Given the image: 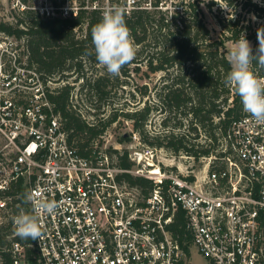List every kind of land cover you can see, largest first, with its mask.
<instances>
[{
    "label": "built area",
    "instance_id": "2783aa9c",
    "mask_svg": "<svg viewBox=\"0 0 264 264\" xmlns=\"http://www.w3.org/2000/svg\"><path fill=\"white\" fill-rule=\"evenodd\" d=\"M9 2L16 13L57 11L51 0ZM58 10L66 17L77 6ZM17 80L15 73L4 82L12 88ZM31 89L26 100L0 93V229L9 232L0 264L7 253L10 264H192L195 252L204 264H264V124L246 112L234 119L199 170L163 164L134 134L129 169L103 148L105 135L82 156L43 83ZM127 175L150 186H134ZM38 191L59 207L43 218L40 239L23 240L13 218L31 211L25 195Z\"/></svg>",
    "mask_w": 264,
    "mask_h": 264
},
{
    "label": "trees",
    "instance_id": "16d2710c",
    "mask_svg": "<svg viewBox=\"0 0 264 264\" xmlns=\"http://www.w3.org/2000/svg\"><path fill=\"white\" fill-rule=\"evenodd\" d=\"M51 1L57 8L55 16L43 17L29 10L15 24L0 20V33L25 42L28 69L41 79L53 114L60 118L69 143L82 156H90L95 143L122 117L133 123L144 146L200 162L215 153L220 137L234 119L244 114L241 98L224 83L231 68L226 44L244 34L254 42L255 52L257 31L252 33L250 25L241 26L240 18L217 14L223 32L221 37L212 38L205 21V8L213 12L218 5L215 0H133L132 4L130 0ZM222 1L235 12L245 10L264 19V0ZM67 2L76 4L77 11L64 17L58 8ZM113 6L125 10L126 24L137 46L136 56L122 67L119 76L108 74L105 68L88 75L89 71L103 67L96 60L91 29L101 21L103 9ZM159 73L162 77L153 88L145 81L133 89L143 99L147 98L143 106L136 104L134 110L112 106L110 100L115 87L126 85L133 74L150 80ZM74 76L75 83L81 81L80 94L99 103L93 114L98 120H88L74 105L75 86L69 82ZM56 78L64 84L54 89L48 87V82ZM106 106H112L109 114L103 110ZM154 113L166 114L161 123L168 133L149 130ZM202 133L208 140L204 144L198 142ZM131 135H123L121 141L130 140ZM108 152L116 154L118 166L133 167L127 150ZM125 179L134 186H150L144 178L127 175ZM8 235L6 229H0L1 247L8 244ZM4 256L6 264H10V254Z\"/></svg>",
    "mask_w": 264,
    "mask_h": 264
},
{
    "label": "rangeland",
    "instance_id": "374dc122",
    "mask_svg": "<svg viewBox=\"0 0 264 264\" xmlns=\"http://www.w3.org/2000/svg\"><path fill=\"white\" fill-rule=\"evenodd\" d=\"M37 4H38V0ZM210 1V0H207ZM218 2L213 9V12H210L207 8H205V21L207 26L211 31L212 38H219L222 36V27L220 26L216 15L219 14L224 16V18H240L241 19V26H251L252 33L256 32L257 29L262 27L264 19H259L253 14H248L245 10H239L235 12L234 10L229 9L225 6L222 0H215ZM258 1L259 0H255ZM132 4V0L129 2ZM65 6L71 10L73 8L72 4L67 2ZM23 17V13H16L11 10L9 0H0V20L3 22H9L11 24H15L19 18ZM255 17V19H253ZM250 21V24H249ZM254 49V42L248 40ZM24 41H19L14 39L13 37L7 36L5 34L0 33V93L3 98L10 99V100H26L34 91L32 88L33 84L38 83L39 77L28 68V61L25 51ZM234 42H227V48L230 49ZM102 68L104 67H97L92 72L89 71L88 75L100 73ZM17 74L18 80L13 81V86L15 89L19 88L20 91L15 92V89L9 88L6 86L4 80L10 74ZM135 74V73H134ZM132 75L131 79H128V83L124 86H116L114 91L111 103L113 107L123 108L125 110H134L136 108V104L139 106H143L145 99H143L142 95L139 93H135L133 89H135L136 85H141L145 81L149 83L150 88H153L154 85L160 80L162 77V73L152 75L150 80H142L141 74L140 75ZM31 77V78H30ZM56 80L49 81L48 87L54 89L63 85L64 83L58 82ZM76 76L69 78V82L74 85L73 96H74V105L81 111V113L90 121L99 119L95 117L93 114L96 112V106L99 104L97 103L96 99L93 97L85 96L81 93V81L75 83ZM41 81V79H39ZM111 106V107H112ZM111 107H104L103 110H106V114L110 113ZM165 115H158L154 113L151 117V122L149 124V130L154 132L157 131L160 134L168 133V129L162 126V120L165 118ZM132 134L130 140L122 142L121 137L123 135ZM134 134H138L133 129V123L128 121L124 118H120V120L113 124L111 127L108 128L106 131L105 139L103 140V148H110L115 150L119 148L123 151H132L134 148ZM140 140L141 137L138 134ZM198 142L205 143L208 142L207 137L202 135L198 139ZM163 164H171L175 166H179L185 168V166H193L195 170L202 169L203 166L206 164L207 161H200L196 162L194 159H188L183 155L179 157H175L171 155L166 150H158V157H157ZM115 161L117 159L115 158ZM204 259L199 256L196 252L194 253L192 264H204Z\"/></svg>",
    "mask_w": 264,
    "mask_h": 264
},
{
    "label": "clouds",
    "instance_id": "9594fccd",
    "mask_svg": "<svg viewBox=\"0 0 264 264\" xmlns=\"http://www.w3.org/2000/svg\"><path fill=\"white\" fill-rule=\"evenodd\" d=\"M91 37L97 62L114 77L136 56L137 46L127 27L125 10L119 6L103 9L101 21L91 29ZM257 39L255 52L244 34L234 42L228 52L231 68L224 83L239 95L244 112L264 124V78L253 71V61L258 69L264 70V28L257 29ZM25 203L31 205V211L22 209L13 218L15 235L23 240L40 239L43 218L54 215L59 205L42 191L27 193Z\"/></svg>",
    "mask_w": 264,
    "mask_h": 264
}]
</instances>
